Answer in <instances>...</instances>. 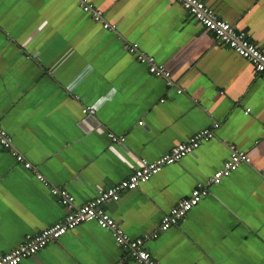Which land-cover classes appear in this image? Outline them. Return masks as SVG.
<instances>
[{
    "label": "crops",
    "instance_id": "obj_1",
    "mask_svg": "<svg viewBox=\"0 0 264 264\" xmlns=\"http://www.w3.org/2000/svg\"><path fill=\"white\" fill-rule=\"evenodd\" d=\"M86 1L116 28L96 21L83 0H0V122L33 164L25 167L0 144V255L67 213L38 172L81 205L144 159L219 122L215 137L105 208L133 237L158 229L164 214L223 166L227 137L251 161L209 185L147 246L162 264H264V76L183 2ZM206 1L264 50V0ZM132 42L164 63L174 83L151 73L126 48ZM84 106L96 109L103 131L86 132ZM23 264L137 263L114 229L86 221Z\"/></svg>",
    "mask_w": 264,
    "mask_h": 264
},
{
    "label": "built area",
    "instance_id": "obj_2",
    "mask_svg": "<svg viewBox=\"0 0 264 264\" xmlns=\"http://www.w3.org/2000/svg\"><path fill=\"white\" fill-rule=\"evenodd\" d=\"M183 2L187 12L199 20L205 27L214 32L218 41L233 48L240 56L246 58L254 68L264 76V50L252 41L249 34L244 30L237 29L232 22L222 18L217 14L206 0H178ZM83 9L91 12L96 21L103 22L104 27L115 29L116 25L106 21L104 11L92 3L83 0ZM126 48L137 55V58L149 66L151 73L160 74L167 78L168 83L173 84L171 72L167 66L159 62L157 58L139 49L137 42L127 43ZM177 91L182 93L186 87H178ZM249 109L247 110V112ZM83 113L86 115L82 124L86 132L96 135L95 132L103 131L102 124L94 118L96 109L91 106H84ZM89 121V124L87 123ZM87 123V124H86ZM86 125V126H85ZM220 125L215 122L212 126L203 128L195 132L189 140L180 142L173 146L167 153L156 160L144 159L142 165L124 180L112 184L102 191L98 196L87 203L77 204L75 196L67 189L56 186L46 176L38 172V178L58 197L59 201L67 209V213L58 221L44 228L36 234H29L26 239L10 252L0 255V264H23L26 257L41 250L47 243L61 237L68 230L75 228L82 222L96 221L104 228H112L118 243L125 247L128 254L137 264H162L154 257L153 252L147 242L159 236L160 231L169 229L172 225L180 222L185 215L196 206L204 197L209 194V185L220 183L225 175L236 170L241 163L251 161L250 156L245 151L235 148L234 143L227 137L222 138V142L231 149L230 156L225 160L223 166L219 168L206 183H198L192 192L179 200L169 212L164 214L158 223V229L145 232L139 237H133L127 233L105 208V204L110 201L119 200L131 189L136 188L141 182L150 180L158 174L165 166L178 162L184 156L194 152L205 140H210L216 136V129ZM108 136L116 140H124L125 135H116L114 132H107ZM0 144L8 148L19 163L27 168H32L30 159L18 149L12 146V138L7 128L0 122Z\"/></svg>",
    "mask_w": 264,
    "mask_h": 264
}]
</instances>
